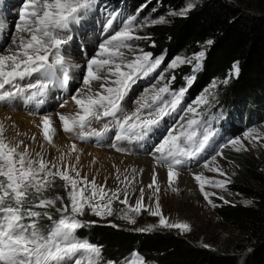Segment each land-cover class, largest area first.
I'll return each mask as SVG.
<instances>
[{
  "label": "snow or ice",
  "instance_id": "6c2138e0",
  "mask_svg": "<svg viewBox=\"0 0 264 264\" xmlns=\"http://www.w3.org/2000/svg\"><path fill=\"white\" fill-rule=\"evenodd\" d=\"M97 3L98 0H23L10 46L0 51V106L15 108L19 101L25 107L39 109L45 104L51 89H68L72 77L63 49L72 39L70 26L78 24L95 10ZM194 6L188 3L171 14L185 16ZM120 15L119 12L108 14L105 31L113 28ZM137 15H129L121 21V26L103 40L95 54L87 60L82 86L75 89L70 97L77 110L74 113L56 114L65 133L73 134L81 141L96 138L99 144L115 130L116 142L140 141L161 128L165 118L181 108L187 87L174 91L170 81L161 84L166 81L163 74L156 85L145 89L133 101L132 110L125 106V99L133 85L155 72L163 63V57L153 58L151 52L133 47V40L150 39L135 35ZM145 23L159 24L166 23V20L160 17ZM2 31L3 25L0 24ZM207 43L210 45L212 41ZM204 57V51L191 57L177 56L168 64V68L175 69L187 64L195 73L200 70ZM239 71L238 62L234 63V74L238 76ZM195 78V75L186 77L188 87ZM170 79L175 80V76ZM219 83L227 84L228 79ZM216 86L217 82H213L212 88ZM208 95V90H205L192 105L183 109L179 120L165 129L153 146L155 163L167 169L168 186L174 193L178 192L176 184L180 168L211 148L217 135L211 122L204 120L203 113L199 111L201 106L209 103ZM67 103V100H62L60 107H66ZM104 118L108 119L100 129L91 127L93 121L99 122ZM39 127L43 139L53 144L56 128L51 116L43 115ZM4 132V124L0 123V264H146L138 251H132L122 261H104L102 246L77 237L78 230L86 226L79 219L85 214V209L106 219L116 213L113 205L117 201L123 205L118 218L127 223L135 224L136 217L147 212L159 218V227L175 228L181 232L191 230L188 223L170 222L163 215L158 199L161 189L155 170L147 185L153 192L149 200L155 199L154 206L145 203L144 187L139 189V196L132 204L129 202L128 188L134 182V176L125 175L121 179L118 174L116 179L125 187L108 189L105 185L97 184L95 178L89 180L87 176H81L75 165L64 162L63 155L59 157V162L46 160L40 153L33 159L27 148L20 150L22 141L11 145L6 141ZM262 139L264 131L254 127L245 131L242 138L228 141L225 147L231 145L237 152L247 151L249 149L244 141L264 147V144H260ZM111 147L118 152L124 151L117 143H112ZM76 151V144H72L66 155ZM220 155L222 152L216 151L203 167L224 179L210 178L203 173L194 174L193 177L204 199L212 207H217L210 199L216 193L206 191V186L227 191V185L231 183L230 177L216 163V156ZM76 159L78 163L79 156ZM119 171L117 169V173ZM57 179L63 182L67 202L60 196L46 195ZM217 198L225 204L230 203L223 196ZM57 203L61 206L57 207ZM53 208L59 213L57 219H53L48 211ZM41 217L51 221L47 232L39 226ZM155 227L157 225H149L136 231L151 232Z\"/></svg>",
  "mask_w": 264,
  "mask_h": 264
},
{
  "label": "rangeland",
  "instance_id": "374dc122",
  "mask_svg": "<svg viewBox=\"0 0 264 264\" xmlns=\"http://www.w3.org/2000/svg\"><path fill=\"white\" fill-rule=\"evenodd\" d=\"M230 1L238 4H243L247 9L253 12H258L260 9L258 3L255 0ZM104 2L98 0L95 10L88 13L78 24H73L70 26V35L72 36V39L67 45L64 46L63 54L65 55L66 60L68 57H72L67 61L69 65L71 63H76L77 66H80V68L75 67L76 69H71L70 67V74L72 79L70 81L68 89H51L49 91V95L45 104L39 109H36L33 106L25 107L19 101L16 102L15 108L0 106V123L4 124V136L8 143H10L11 145H16L22 141L23 143L21 144L20 150L23 151L25 148H27L33 159H36V154L40 153L46 160L59 162V157L63 155L64 162L66 164L71 163L72 165H75L80 171L81 176H87L89 180L95 178L97 184H99V182L97 181L98 177L100 179H103V177L105 176L104 173H109V165H112V163L114 164L115 160L114 158H112L113 155L135 157V155H137L136 147L146 150V155L148 156L153 155V146L161 138V135L164 133L165 129L173 126L174 123L179 120V117L183 115V109H186L195 101L194 100L192 103H190L189 101L188 92L190 87L187 86L186 77L195 75V77L197 78V75L201 72L206 59L205 56L204 60L202 61L200 70L193 73L191 70V66L187 64L180 65L175 69H169L168 64L170 62H168L163 57V63L155 72L151 73L148 77L138 80L137 83L133 85L132 91L126 97L124 102L125 106L129 110H132L134 108L133 101L138 98L145 89L157 84L158 78L161 74L165 75L166 81H162L160 83L162 84L164 82L170 81L171 88L174 91H179L182 87H187V91L185 92L181 108L178 109L176 113H173L171 117H166L165 121L162 122V127L159 129H155L144 140L132 142H116L114 140L115 130H113L112 132L108 133L107 137L101 140L98 144L96 138H89L87 140L81 141L76 139L73 134L65 133L62 130V126L56 114L74 113L77 110L74 102L70 97L75 89L82 86L79 82L82 81V76L85 72L87 60L91 58L98 50V45L109 35H111L114 30L121 26V21H123L127 16L131 15L129 11H123L119 9L120 7L114 4ZM195 2L196 1H192L189 3L195 4ZM22 3L23 0H0V24L3 25V31L0 32V51H3L8 46H10L11 37L15 31V24L18 22V13L22 6ZM155 11L156 10H153L152 12L146 11L143 17H137V29L135 35L149 37L148 28L156 24H146V21H152L159 19L160 17H164L166 23H168L171 17L178 16L171 14L178 11H170L167 13V15L162 16H155ZM112 12H119L121 15L114 22L113 28L105 31L108 14ZM140 25L144 26L141 27ZM148 40L149 39L133 40L131 43L134 48L143 49L145 52H147ZM207 48L208 46H206L203 51H205ZM179 56L191 57L193 55L189 56L184 54ZM153 58L157 57L153 56ZM184 67L187 68L185 72L188 71L189 73H185V76L179 80V71ZM172 76H175V80L170 79ZM232 76H236L234 72L229 73L227 77L228 83ZM225 79L226 78L222 77L219 80L215 81L217 82V86L215 88H212L211 85L206 89L209 92V103L207 105L201 106L199 109V111L203 113V119L206 121H210L213 129H215L217 117L220 114V108L219 111L216 112L214 111V109L219 103L221 91L228 85V83L223 84L219 82ZM204 93L205 91L201 95H203ZM62 100L68 101L66 107H60V103ZM43 115H50L56 128V134L53 137V144H48L43 139L42 129L41 127H39V125L41 124V117ZM107 119L108 118H104L99 122L93 121L91 127L100 129L103 123L107 121ZM254 127L259 129L260 131H264V124ZM242 136L243 135L239 137L242 138ZM32 137H35V139L33 140ZM112 143H117L120 148L124 149V151H116L114 147H111ZM244 143L249 150L240 152H237L231 145L218 148L217 146H214L213 143L212 147L206 150L198 158L189 161L186 165L182 166L180 168V172H185L192 177L194 176L193 171L196 169H200L199 173H203L207 177L224 179V177H220L217 173L208 172L203 167L205 162H210L211 157L215 155L216 151H221L222 155L216 156V163L227 173V176L231 179V183L227 185V191H221L219 189L206 186V191L216 193V196H212L210 197V199H212L213 203L217 206H219L220 203L225 204L223 200L217 198L218 196H223L224 199L230 202L228 204L252 206L254 205V202L252 200L247 199L246 197L238 193H235L232 188H234L235 185H242L244 183H247L253 189L264 192V184L249 179L243 181L240 168L235 163L230 161L223 152L226 150L233 154L251 153L260 164V173L264 176V147H261L258 144H249L248 141H244ZM72 144H76L77 151L71 152L70 155H66L70 152ZM260 144H264V139L260 141ZM77 156H79L78 163L76 159ZM147 166L142 165L141 167H139L140 172L143 175L142 180L145 183L151 182V177L153 175L152 170L149 166ZM156 174L161 189L158 194V198L161 196H165L167 198L165 204V213L171 220H175L176 222L188 223L191 226L190 231L181 232L179 229L175 228L169 229L159 227V218L152 217L147 212H142L139 216H137L135 224L127 223L126 221L118 218V212L123 207V205H121L118 201L114 202L113 205L116 213H114V215L112 216L107 217L106 219H101L100 217L93 215L87 209H85V214L79 217V219L84 223L87 222L91 224L116 225L117 227H125L131 229H141L146 228L149 225H157L154 230H172L173 232L183 237L194 239V241L200 246L205 247V245H207L206 248L214 250H237L240 254L241 259L243 260L245 258L249 250V245L246 238L237 229L228 226L220 220V218L215 213V207H212L204 199V196L201 194L196 182H194L195 190H188L185 185L176 184L178 192L174 193L168 186L167 177L159 173ZM62 185L63 182L57 179L55 184L47 191L46 195L49 197L60 196L64 198L65 202H67V194ZM139 185L140 184H138V181L136 182V180H134V182L131 184V187L128 188L130 203H134L135 199L138 198L139 189L142 187ZM108 189L110 188L108 187ZM145 195H148L147 191H145ZM120 198L123 199V195H121ZM247 201H251V203L246 204ZM56 206L60 207L61 205L57 203ZM36 210L44 211V209ZM48 211L52 213L53 219H57L59 217V213H57L54 208L48 209ZM50 223L51 221L44 217H41L39 220V226L45 232H47Z\"/></svg>",
  "mask_w": 264,
  "mask_h": 264
},
{
  "label": "trees",
  "instance_id": "16d2710c",
  "mask_svg": "<svg viewBox=\"0 0 264 264\" xmlns=\"http://www.w3.org/2000/svg\"><path fill=\"white\" fill-rule=\"evenodd\" d=\"M100 1L114 4L131 15L138 13L137 17L153 10H156L155 16L167 15L196 1L187 15L171 17L166 24L148 28L147 52L171 62L179 55L191 56L208 46L204 51L203 68L188 92L190 103L213 82L227 78L233 72V64L238 62L239 75L230 78L214 109L216 112L220 108L214 146L224 147L231 139L264 124V0H255L260 8L258 12L230 0ZM185 70L186 67L180 69L179 80L189 73ZM223 152L240 168L243 181L249 179L264 184L261 166L251 153ZM232 189L252 200L254 205L220 203L214 210L223 223L246 238L249 250L243 260L237 250L206 248L172 230L139 232L85 222L77 237L102 246L104 261H122L132 251H138L146 264H264V192L247 183Z\"/></svg>",
  "mask_w": 264,
  "mask_h": 264
},
{
  "label": "bare ground",
  "instance_id": "6f19581e",
  "mask_svg": "<svg viewBox=\"0 0 264 264\" xmlns=\"http://www.w3.org/2000/svg\"><path fill=\"white\" fill-rule=\"evenodd\" d=\"M71 58L72 57H68L67 61H68V59H71ZM74 66H77V64L76 63H71L70 64L71 69H74L75 68ZM78 68H80V66ZM79 83H80V85H82V81H80ZM136 151H137V155H135V157L113 155L112 158H114L115 161L112 159L114 161V164L112 163V165L111 164L109 165V168H108V172L109 173L108 174L104 173L105 176L103 175L104 176L103 179H100L98 177L97 181L99 182V185H105V186H107V188L109 187L110 189H113V190L118 188V187L123 189L125 187V185L120 183L116 179L117 175L119 174L121 176V179H123V177L125 175H128L129 177H133L134 176V180H136V182L138 181V184H140L139 186L144 187L145 191L148 192V195H145V203L146 204L151 203L154 206L155 199L149 200V197L153 196L152 190L147 188V185L150 182L149 183H147V182L145 183L142 180L143 175L141 174L139 167H141L142 165H146V166L148 165L150 167V169L152 170V172L155 170L156 173L165 175L166 177H167V169L163 168V167H160V166H157L156 163H155V160L153 158V155L152 156L146 155V150L136 147ZM117 169L120 170L119 173H117ZM134 169L136 170L135 173H133ZM199 172H200V169H196V170L193 171V174H196V173H199ZM193 177L194 176L191 177L190 175H188L185 172H180L177 184L185 185L188 190H195V187H194L195 183L194 182H196V181L194 180ZM106 179H108V180H106ZM162 184H165V183H162ZM158 199H159V203H160L163 215L166 218H168L170 222H176L175 220H171L168 217V215L165 213V204H166V199L167 198L165 196H161ZM134 203H135V201H134ZM134 203H132V204H134Z\"/></svg>",
  "mask_w": 264,
  "mask_h": 264
}]
</instances>
